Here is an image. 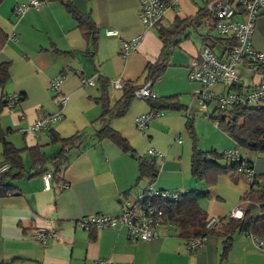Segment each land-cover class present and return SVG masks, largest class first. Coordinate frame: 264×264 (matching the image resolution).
Segmentation results:
<instances>
[{
	"label": "crops",
	"instance_id": "obj_1",
	"mask_svg": "<svg viewBox=\"0 0 264 264\" xmlns=\"http://www.w3.org/2000/svg\"><path fill=\"white\" fill-rule=\"evenodd\" d=\"M68 1L90 17L98 32L93 56L74 20L58 1H47L38 9L26 7L23 14L15 16L14 6L25 7L29 0H0V30L7 37L0 49V64L8 65L0 98L20 96L12 107H2L0 111V139L16 150L39 146L47 158L53 157L59 146L50 144L47 134L34 136L27 130L42 114L58 110L48 82L65 68L92 82V86L83 85L78 76L69 73L59 87L67 101L60 121L52 125L53 133L63 139L83 134L78 149L66 155L62 177L53 176L52 188L47 191L41 188L40 176L18 179L12 182L15 193L0 198V264H264V252L245 234H235L229 251L222 257L221 239L214 236H206L201 247L187 251L185 240L170 229H158L157 238L142 242L130 241L124 228L84 230L78 226L81 219L95 215L120 216L122 198L146 186L145 182L135 183L134 157L121 152L109 139L97 140L93 136V122L101 113L92 99L95 81L103 77L145 84V67L154 63L162 45L155 28L140 23L138 0ZM207 2L177 0L176 8L167 10L160 24L169 30L174 19L194 16ZM108 31L114 34H107ZM137 37L134 51L120 57L118 42ZM200 46L189 39L181 41L169 52V65L151 87L157 98L176 97L185 111L161 112L139 132L133 120L147 114L150 107L144 101L133 100L124 117L111 121L109 127L126 140L135 157L150 159L146 153L149 149L163 154L160 161L154 159L159 164L151 185L154 190H207L208 198L197 205L208 219H216L250 207L240 202L248 183L237 175L222 174L214 185L205 187L190 177L187 121H191L200 151L220 152L236 146L215 124L210 126L208 120L195 119L192 94L200 86L187 80L186 69ZM260 81L261 77L253 73V85H241L248 88ZM117 96L118 92L110 91V98ZM207 133L211 139L203 137ZM245 152L247 156L241 155L242 159L250 164L253 175L264 174V154ZM46 222H50L57 238L34 242L32 231L44 228Z\"/></svg>",
	"mask_w": 264,
	"mask_h": 264
},
{
	"label": "trees",
	"instance_id": "obj_2",
	"mask_svg": "<svg viewBox=\"0 0 264 264\" xmlns=\"http://www.w3.org/2000/svg\"><path fill=\"white\" fill-rule=\"evenodd\" d=\"M55 1H58L63 6L66 14L74 20L75 27L88 44L91 50L90 54L93 56L98 39V32L90 17L87 14L78 12L68 0ZM41 2L45 3L43 0ZM206 5L207 3L192 17L182 20L178 18L174 19L169 30L161 26V21L153 27L156 30L157 37L162 46L154 63L147 64L144 70L145 80L151 83V87L164 74L165 69L169 65V52L176 48L181 41L189 38L191 34L190 27L194 31L196 27L206 21L210 22L209 27L211 28L215 19L213 12L206 9ZM18 6L21 5L14 6L12 10L13 15H15L14 11ZM26 7L33 9L39 8L28 4ZM6 39V35L0 30V49L3 47ZM199 41L201 47H208L220 60L228 56L235 46V41L232 38L213 37L208 33L199 36ZM7 69V64H0V86L5 82ZM72 71L73 69L67 70L65 68L55 78H64L69 73H72L79 77L80 82L82 79L84 81L87 80L81 73L77 74V72ZM253 71L261 77V80L264 79V66L254 68ZM110 82L111 80L103 77H98L95 81V96L92 99L100 106L101 113L93 122V136L97 140L109 139L121 152L134 157L137 163L135 183L137 185L140 182H145V187H147L148 185H152L159 171V167L154 161V158L146 159L135 157L134 152L126 140L117 132L111 130L109 124L113 120L124 117L133 100H141L148 103L150 111L147 114L183 112L185 111L184 107L179 104L176 97L157 98L155 95L154 99H137L133 95L134 91L144 84L135 85L121 81L120 89L115 90L118 92L117 98H110V91H114L111 89ZM82 84L86 85L84 83ZM228 88L236 90L237 92L242 91L239 84L230 85ZM7 97L1 96L0 111L2 107H6L7 105ZM16 98L19 100L20 96H16ZM203 115L210 123L215 124L220 132L231 139L236 147L250 153L264 152V102L237 104L220 111H212L209 114ZM186 129L191 140L189 174L192 179L202 183L205 187H211L215 184L218 175H237L242 178L235 171L236 167L240 164L225 162L220 153L221 151L209 150L203 152L198 149L197 138L192 131L191 121H187ZM47 135L49 136L50 144L59 146V150L51 158H47L39 146L25 150H16L10 143L0 139V166L7 165V168L0 172V198L15 193L16 189L12 185V182L18 179H30L46 173H50L52 178L53 176L56 178L62 177V172L67 162L66 155L70 150L78 149V146L82 142L83 134H77L63 139L56 136L51 128L47 132ZM23 154L27 156L29 162L28 169H25L23 166ZM241 161L246 167H250V164L243 160L242 157ZM247 183L248 190L241 196L240 202L246 203L250 207H247L243 212V216L240 219H234L230 216L216 218L214 219V224L210 227L206 226L210 219L207 218L205 212L197 205L198 200L208 198L207 190L182 191L177 194L178 196L175 200L160 202L158 205L163 212L164 218H166L170 225L169 229L176 232L177 237L185 240L186 245L192 241L202 240L206 236H214L221 239V256L225 257L230 249L232 237L235 234L240 233L248 235L249 237L264 238V174L259 176L253 175L252 180ZM127 196L133 195H126L122 199ZM252 206L257 207L258 213L256 216L250 213V208H253ZM90 238L92 239L93 237L91 236Z\"/></svg>",
	"mask_w": 264,
	"mask_h": 264
},
{
	"label": "built area",
	"instance_id": "obj_3",
	"mask_svg": "<svg viewBox=\"0 0 264 264\" xmlns=\"http://www.w3.org/2000/svg\"><path fill=\"white\" fill-rule=\"evenodd\" d=\"M47 2L49 0H43ZM43 2L41 0H29L28 5L38 8ZM139 10L138 18L140 23L146 28H153L160 22L167 10L174 9L177 6V0H138ZM206 9L213 12L215 19L211 29L219 37L232 38L235 46L224 59H218L214 53L206 46H202L194 58L189 60L186 69L187 80L190 83H197L200 89L192 94L198 108L204 114H209V105L213 104L211 112L220 111L237 104H256L264 102V79L249 90L237 92L229 89L228 86L238 83V78L234 72L236 64L242 63L249 68L254 69L264 66V55L256 53L251 48V36L253 33V24L256 17L264 12V0H208ZM25 11L24 6H18L14 14L20 16ZM107 34H114L108 31ZM139 42V37L118 42V52L120 57L125 58L134 51ZM63 78H54L48 82V90L53 93V98L57 102L58 110L53 114H42L27 130L34 136L47 134L52 125L61 119V109L65 105L67 98L59 91ZM88 86H92L90 80H81ZM111 88L118 90L121 87L120 80H111ZM216 85L225 87V91L219 95H214L211 88ZM151 83L146 82L143 86L134 91V97L137 99H154L155 94L150 90ZM17 101L15 96L6 98L7 108L12 107ZM159 114L140 115L133 120L134 128L143 132L147 123ZM225 162L237 164L236 173L246 182L252 180V170L246 167L241 161L239 151L236 148L223 150L220 152ZM148 155H156L160 159L162 154L154 150H148ZM7 165L0 166V172L4 171ZM42 190L52 188V176L50 173L43 174L40 177ZM64 185H61V188ZM180 193V192H178ZM178 193H169L167 191L154 190L148 185L143 190H139L133 196H127L121 200L122 214L119 217H109L104 215H95L87 219H81L78 226L84 230L95 229H121L126 231L127 238L130 241L150 242L157 238L158 229H169L170 225L159 207L160 202L175 200ZM228 216L234 219H240L243 212L236 209ZM214 224V219H210L206 226ZM34 242H44L46 238L55 240L57 233L50 228V222H46L44 228L34 229L32 231ZM254 246L264 252V238L250 237ZM201 247V240L192 241L186 245L187 251L195 250Z\"/></svg>",
	"mask_w": 264,
	"mask_h": 264
},
{
	"label": "rangeland",
	"instance_id": "obj_4",
	"mask_svg": "<svg viewBox=\"0 0 264 264\" xmlns=\"http://www.w3.org/2000/svg\"><path fill=\"white\" fill-rule=\"evenodd\" d=\"M209 25H210V22L204 21V23L201 24L200 26L196 27L194 31H193V28L190 27L191 34L189 35V38H188L189 41H192L195 46L199 47L200 46L199 36L206 35L207 33L213 37L217 36L215 31L212 30L209 27ZM251 48L254 52L264 55V12H262L260 16L256 17V19L254 21L253 33H252V37H251ZM214 55L217 57V55L215 53H214ZM234 72L236 74V77L238 78L237 84H239V80H240V87H241L242 91L249 90L251 87H253V86L248 87V88L242 87L243 84L245 86L253 85V73H254L253 69L249 68V66H246L242 63H238V64H236V66L234 68ZM211 91L214 93V95L217 96V95L221 94L222 91L223 92L225 91V87L222 85H216V86L211 88ZM195 104H196V102H195ZM212 106H213V104H210L208 109L211 110ZM194 111L195 112H193V113H195V116H196L195 119L202 118V119L207 121V118L203 115L204 113L202 111H200L197 104H196V109ZM195 123L197 124V122H195ZM195 123H194V128H195ZM209 125L211 126V123ZM203 137H208V138L210 137V139H211L210 133L205 134ZM235 148L239 151L240 157H242L244 155V153H246L245 151H243L242 149H240L236 146H235ZM149 150H153V149H149ZM154 151H156V150H154ZM157 152H159V151H157ZM160 154H162V153H160ZM249 154H251V155L252 154H264V152H260V153H250L249 152ZM148 156L153 157L155 160L160 161V158L156 155H154V156L148 155ZM244 156L246 157L247 155L245 154ZM162 157H163V154H162ZM22 160H23L24 168L28 169L29 164H28L27 157L25 155L22 156ZM158 161H156V163ZM157 165L159 167V164H157ZM200 200H202V199H200ZM200 200H198V201H200ZM250 213H251V215L256 216L258 213L257 208H250Z\"/></svg>",
	"mask_w": 264,
	"mask_h": 264
}]
</instances>
